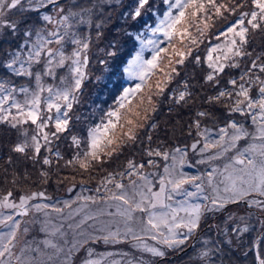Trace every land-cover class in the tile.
Listing matches in <instances>:
<instances>
[{"label": "rangeland", "instance_id": "1", "mask_svg": "<svg viewBox=\"0 0 264 264\" xmlns=\"http://www.w3.org/2000/svg\"><path fill=\"white\" fill-rule=\"evenodd\" d=\"M73 1L56 3L53 12L39 13L40 24L37 20L22 24L31 18V12L39 11L33 9L36 3L0 0L3 264H10L12 250L16 264L118 262L122 252L133 253L142 242L148 250H155L160 223L164 226L172 220L174 235L183 232L178 225L182 220L193 227L191 219L204 216L199 204L212 201V197L229 201L251 190L264 191L262 88L242 103L240 113H229L223 101H211L207 90L198 91L186 110L193 112L196 107L210 115L211 122L202 133L187 135L184 128L188 119L182 114L168 121L165 138L159 139V143L171 144L161 162L145 164L141 175L123 180L120 189H110L108 196L115 201L107 198L106 190L101 197L100 190L91 194L85 187L93 181L89 172H97L113 155L127 148L130 153L143 154L147 128L190 62L201 61L207 50V57H211L212 48L221 45L235 50L237 36L247 34L248 20L253 24L251 33L258 42L264 41V33L259 34L256 26L261 14L252 0H165L168 13L161 26L142 35L140 49L125 65V83L116 109L111 107L107 91L96 86L91 89V82L87 85L86 81L93 76L111 80L120 36L116 38L111 30L110 41H101L108 31L98 18L103 13L107 18L106 8L122 11L123 0H95V5L87 7L76 6L80 0ZM147 1H134L135 15L145 9ZM47 2L39 0L37 6ZM149 2L156 10L162 7L160 0ZM175 6L180 10L174 13ZM232 27L235 38L230 36ZM20 28L24 29V39L19 37ZM16 63H20V70L9 75L6 68L12 71ZM59 96L69 105L59 103ZM135 141L138 145L134 149ZM40 148V154L34 155L33 150ZM46 157L52 164L46 165L47 169L53 172L42 177ZM22 204H27L30 214L11 210ZM197 204L198 208H193ZM232 211L238 212L236 208ZM194 228L193 234H197L199 230ZM135 259L133 256L121 264H132Z\"/></svg>", "mask_w": 264, "mask_h": 264}, {"label": "trees", "instance_id": "2", "mask_svg": "<svg viewBox=\"0 0 264 264\" xmlns=\"http://www.w3.org/2000/svg\"><path fill=\"white\" fill-rule=\"evenodd\" d=\"M33 1L36 3V6L33 9L37 10V8H39V11L35 13L31 12V18L28 16L26 19L27 21L22 24H28L32 20H37V23L40 24L41 22L39 20V13L49 11L53 12L56 9V3H75L73 0H49V2L44 3L41 6H37V4H39V0ZM134 1H137V3L141 2V0ZM134 1L123 0V4L120 5L122 11H118L117 9L110 11L109 8H106L104 12L108 13L106 14L108 15L107 18L105 17L104 13L102 16H100V18H98L105 22L103 25L108 31V34L104 37V39H101V41L107 44L113 35L111 33L112 30L116 38L120 36V46L116 51L117 53L115 54L116 59H114L112 63L111 80L105 82L102 80H96L95 76H93L90 80L86 81L87 85L89 82H91V89L96 86L98 87V90L102 92L107 91L109 94V101L113 102L111 107L115 109L117 108L116 104L119 101V94L122 92V87L125 83V76L123 75V72L125 71L126 63L133 57L136 51L140 49L142 35L146 36L148 34V30L154 29L155 27H160L162 24V18L168 13V9L166 10V5L162 0H160V2H162V7H159L158 10L154 8L153 3L149 2L151 1L149 0L144 4L145 9L139 14L135 15L134 13L137 11L134 9ZM252 2L254 9L261 14L256 26L259 34H263L264 0H252ZM92 5H95V0H80L79 4H76L78 7H87ZM178 10H180V7L175 6L172 9V12L175 13ZM238 18H236L234 21H236ZM249 21L250 20H248L249 28H245L246 30L244 32V34L247 32L246 36L243 38H238L237 36L235 43L237 46L235 50L229 49V46L227 45H221L214 48V50L212 48L210 52L212 53L211 57H209L210 55L207 57L206 54L209 51L207 50L201 55V61L195 60L194 62H190L188 64L186 71L182 73V77L177 79L172 90L167 92V97H165V101H163L160 111L153 118L149 128H147L148 134L146 142L143 145V154L136 155L135 153H130L129 148H127L125 152H120V154L113 155V158L110 161H105L102 168L99 169L96 167L97 170L99 169L97 172H89V178L93 181H90L85 187L90 190L91 194H94L100 190L99 193L101 194V197H103L104 195H102V192L106 190L107 198L111 197V199L115 201L113 196H108L110 189H120L122 188L121 184L123 183V180H131L137 175H141L142 170L146 168L145 164L150 163L152 166L153 164L159 163V161L161 162L162 158L171 146V144L168 145L165 143H159V139L165 138V130H167L166 127H169L168 121H174L176 117H181L182 114H185V116H187L188 122L184 128V131L189 133L187 135L194 137L196 134L202 133L204 131L205 125L211 122L210 115L196 107H194L193 112L186 110L189 109V100L193 99L198 91L207 90L208 94L211 96V101H223L222 104L229 107V113H240L239 109L241 108V105L244 101H247L253 95L258 93L261 88L264 90V41L262 40L263 42H258L259 39H256V37L251 33L253 24ZM106 24L107 27L113 26L114 28L107 29L105 26ZM239 25L244 26L243 23H239ZM121 28H123L122 31H119ZM20 30L19 37L20 39H24L26 36L24 29L20 28ZM235 32V27H232L230 29V36L232 35L235 38ZM12 40L14 41V36ZM226 42H228V40ZM26 44L30 46L29 42ZM101 45L102 44H100V46ZM36 50L40 49L37 48ZM145 51L147 54L151 52L149 50ZM225 58H228L229 62H225ZM211 59H214L217 62H213ZM19 64L20 63H16V66H14V70L12 71L11 69L6 68L8 74H17V68H19V70L21 68ZM116 74L117 79L114 80L113 77H115ZM46 100V106L49 107L50 101L48 98H46ZM62 100L63 97L59 96V103L62 102L63 104L69 105L67 99H64L66 102H63ZM71 101L72 100L70 99L69 102ZM13 107L15 110L16 105L14 104ZM21 107L23 109L27 108L20 105L19 108ZM52 108H56L54 104H52ZM18 114L23 115L24 112H20ZM164 116H166V122L163 123ZM162 127L164 129H162ZM140 143L141 142H139V144ZM137 145L138 142L135 141L132 146H134L135 149L137 148ZM41 148L37 151L33 150L34 155L40 154L39 152L42 151ZM25 150L26 149L23 151ZM100 153L102 156L103 152L97 150L96 154L100 155ZM1 157L2 155L0 158ZM42 164L44 165L42 169V177L51 176L53 171L47 169V166H52L51 159L49 160L47 157L44 158ZM56 164L57 163H55V165ZM30 202H32V200H30L28 204H30Z\"/></svg>", "mask_w": 264, "mask_h": 264}, {"label": "flooded vegetation", "instance_id": "3", "mask_svg": "<svg viewBox=\"0 0 264 264\" xmlns=\"http://www.w3.org/2000/svg\"><path fill=\"white\" fill-rule=\"evenodd\" d=\"M261 194H264V191L259 193L251 190L246 195L230 197L228 201V198L212 197L209 193L212 201L199 204L204 216L196 221L191 219L193 227L188 226L184 220L178 223L185 234L172 233V220L164 226L160 223L161 229L157 230L155 237L157 249L148 250L146 243L142 242L137 251L122 252L120 261L108 260L106 263L121 264L134 256L137 257L135 262L129 263L264 264V199ZM258 200L261 202H257ZM192 206L198 208V204ZM232 208H236L238 212H233ZM194 227L199 230L197 234H193ZM12 252L10 264H14ZM108 255H111L110 252ZM3 263L0 255V264Z\"/></svg>", "mask_w": 264, "mask_h": 264}, {"label": "water", "instance_id": "4", "mask_svg": "<svg viewBox=\"0 0 264 264\" xmlns=\"http://www.w3.org/2000/svg\"><path fill=\"white\" fill-rule=\"evenodd\" d=\"M20 213H23V214H28L29 213V210L25 207V205H21L18 207Z\"/></svg>", "mask_w": 264, "mask_h": 264}]
</instances>
